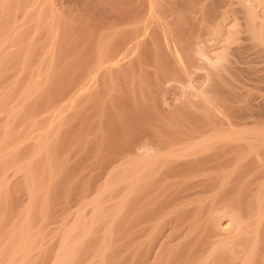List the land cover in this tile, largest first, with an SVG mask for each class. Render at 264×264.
Returning a JSON list of instances; mask_svg holds the SVG:
<instances>
[{"label":"bare ground","instance_id":"6f19581e","mask_svg":"<svg viewBox=\"0 0 264 264\" xmlns=\"http://www.w3.org/2000/svg\"><path fill=\"white\" fill-rule=\"evenodd\" d=\"M232 3L264 52V0H0V264H264Z\"/></svg>","mask_w":264,"mask_h":264},{"label":"rangeland","instance_id":"374dc122","mask_svg":"<svg viewBox=\"0 0 264 264\" xmlns=\"http://www.w3.org/2000/svg\"><path fill=\"white\" fill-rule=\"evenodd\" d=\"M229 3H231V2H229ZM232 6H234L233 7L234 9L233 8H232L233 10L230 9V10H232V11H229L231 14L228 12L229 15H226V18L228 16V19L230 18L229 19L230 22L235 21V22H237V24H240L241 25L240 27H242L241 28L242 30L238 34L241 39L238 40L239 42L233 43L231 45V47H234L236 45H241L244 48V50H243L244 52H243L242 58L239 57V60L238 61H237L238 57H235L236 55L234 57H232L233 55H231L230 57H232V59H234V60L236 58L234 65L237 66L238 68H241L243 71L242 72L241 71L239 72L240 74L237 75L238 77L236 75H235V77H234V75H230L228 71H227L228 73L225 71L226 69L225 70H221V71L219 70V72H217V73H220V76H222L221 78L224 79V80L222 79L223 81H226V80H227V82L230 81L229 84L232 87H235V85H236V89H235L236 91H238L239 93H246V94H248V96L251 98V101L254 104L257 103L256 105H258V106L249 107V109L248 108L245 109V108H243V102H239L238 103V101H236L235 104L234 103L232 104V101L230 102V100H228V99L225 100L227 102H230V103H227L229 106H230V104H232L231 105L232 107L234 105L233 108L235 110L234 109H232V110L235 111L236 118L233 117V119H235L239 123H243V122L245 123V122H250V121H252L254 119H257V118L260 119V116H262V118H264V56H263L264 55V52H263V50L261 48H259L257 46H254V43L255 42H253V40H251L250 33L247 32V31H245V28L243 27L244 26L243 23L245 24V20H246L244 14L241 13L240 11H239L240 13L238 12L237 7H236L237 4L236 5L233 4V5H231V7ZM226 14H227V12H226ZM201 63H203V61H201ZM143 70H144L143 71L144 72V75L143 76H146L148 79H150V73H151L152 68H146L145 67ZM203 71H204L203 69L202 70H198L196 72V75H202L204 73ZM211 72L213 74L212 76L214 78H216V81L218 82V83H216V91H218L220 93V92H222V90L224 88L221 85L222 81L217 76L218 74L215 75L214 74V71H211ZM148 79L145 80L143 78V80H144L143 81V84L144 85L148 82ZM171 82H167L168 86H172L173 84H175V82H173V81H171ZM223 99H225V96L223 98L222 94L219 95V101L221 103L224 102ZM231 106L229 108V111L232 108ZM190 111L193 112V115H190L189 116V119L190 120L192 119L191 120L192 122L194 121L196 123H201L202 121L200 119L203 118V114L201 113V111L200 110L199 111L190 110ZM227 112H228V110H227ZM172 117L173 116L169 117V119L167 121L171 120L172 122H174V121L177 120L174 117L173 118ZM155 120L160 121L162 119H158V117H156ZM177 122H179V121L177 120ZM186 122L188 123V121H186ZM235 173L237 174V171ZM235 173H234V175H235ZM162 181L163 180H161V182ZM168 181H170V180H168ZM163 182H162V184H163ZM166 183H167V181L165 180L164 184H166ZM175 197H177V196H174V198ZM136 217H137V215L134 218L132 216L133 219H135ZM172 220H173V218L170 219L169 221H172ZM174 223L177 224L176 222H174ZM117 259L118 258H116V260ZM114 262H115V260H114Z\"/></svg>","mask_w":264,"mask_h":264}]
</instances>
